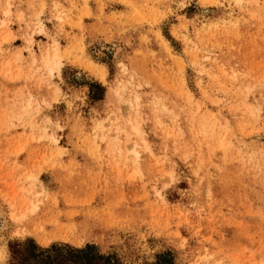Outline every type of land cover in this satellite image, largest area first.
<instances>
[{"label": "rangeland", "instance_id": "374dc122", "mask_svg": "<svg viewBox=\"0 0 264 264\" xmlns=\"http://www.w3.org/2000/svg\"><path fill=\"white\" fill-rule=\"evenodd\" d=\"M32 245L264 264V0H0L1 264Z\"/></svg>", "mask_w": 264, "mask_h": 264}, {"label": "trees", "instance_id": "16d2710c", "mask_svg": "<svg viewBox=\"0 0 264 264\" xmlns=\"http://www.w3.org/2000/svg\"><path fill=\"white\" fill-rule=\"evenodd\" d=\"M20 248L21 246L13 252L12 264H33L29 262L38 247L32 245L27 248ZM38 250L41 251V255L36 258L37 264H112L107 257L100 255L93 246H87L84 249L67 247L65 252L54 247L50 250L39 248ZM25 252H29V257L24 258Z\"/></svg>", "mask_w": 264, "mask_h": 264}, {"label": "bare ground", "instance_id": "6f19581e", "mask_svg": "<svg viewBox=\"0 0 264 264\" xmlns=\"http://www.w3.org/2000/svg\"><path fill=\"white\" fill-rule=\"evenodd\" d=\"M53 55V54H52ZM48 56V55H47ZM49 57V56H48ZM45 63L47 65H56L58 64V55H57V51L54 53V55L52 57H49L48 59H45ZM128 102V101H127ZM130 103V102H129ZM129 107H133L132 104H128ZM3 250V249H2ZM3 259H4V253L2 251H0V264L3 262Z\"/></svg>", "mask_w": 264, "mask_h": 264}]
</instances>
